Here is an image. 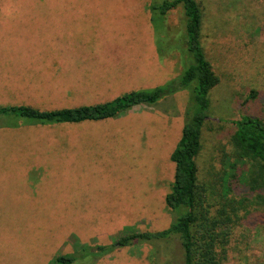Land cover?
<instances>
[{
	"label": "rangeland",
	"instance_id": "1",
	"mask_svg": "<svg viewBox=\"0 0 264 264\" xmlns=\"http://www.w3.org/2000/svg\"><path fill=\"white\" fill-rule=\"evenodd\" d=\"M161 1L0 0V106L74 108L177 79L183 71L175 50L180 45L162 38L159 28L155 35L150 21V5ZM196 2L203 14L204 53L219 82L209 93L201 130L194 212L216 220V232H222L217 264H264V190L254 182L260 183L264 171L260 176L255 164L238 161L231 140L234 122L244 115L264 125V0ZM23 10L83 11L79 33L86 17L98 19L103 31L45 41L38 35L45 29L22 23ZM166 24L181 40V7L167 14ZM159 47L169 57H160ZM62 54L90 58L88 68L101 74L111 58L123 65L110 66L118 68L105 79L112 87L72 90L73 95L23 87L39 74L40 65L32 61ZM132 56L142 64L141 73L125 65ZM190 106L191 92L182 90L101 122H18L5 128L0 121V264H53L57 255L75 254L81 246L91 249L73 264H182L175 238L97 258L90 252L122 235L165 230L175 219L165 205L174 176L170 155ZM48 139L68 143L51 146Z\"/></svg>",
	"mask_w": 264,
	"mask_h": 264
},
{
	"label": "trees",
	"instance_id": "2",
	"mask_svg": "<svg viewBox=\"0 0 264 264\" xmlns=\"http://www.w3.org/2000/svg\"><path fill=\"white\" fill-rule=\"evenodd\" d=\"M178 7H181L184 16L181 40L180 37H172L166 24L167 14ZM150 12L155 35L159 28L163 33L162 38L180 45L175 50L179 53L183 71L177 79L150 89L133 90L95 105L58 110H39L25 105L0 106V121H4L5 128H16L18 122L42 126L101 122L118 118L140 106H152L178 91L189 90L191 106L186 112L181 137L170 155L174 176L171 190L165 196L166 208L176 214L175 219L165 230L129 233L115 238L109 246H95L90 255L97 258L136 244L158 245L175 238L183 251L182 264H217L215 247L223 242L222 232H216V220L208 222L194 212L198 199L196 157L200 150L201 130L209 115V93L219 82L201 42L203 14L196 0H162L150 5ZM158 50L160 57H169L162 53V47ZM233 125L235 132L231 140L237 160L255 164L261 176L264 171L262 121L258 117L244 115ZM262 175L260 183L254 182L264 190ZM87 249L91 248L81 246L75 254L57 255L53 264H73Z\"/></svg>",
	"mask_w": 264,
	"mask_h": 264
},
{
	"label": "crops",
	"instance_id": "3",
	"mask_svg": "<svg viewBox=\"0 0 264 264\" xmlns=\"http://www.w3.org/2000/svg\"><path fill=\"white\" fill-rule=\"evenodd\" d=\"M83 11H64V10H39V11H28L23 10L24 20L22 23L24 25H39L41 28L45 29L38 33L39 37L45 41H57L64 40V42L71 41L78 38L80 34L85 35L87 31L96 32L101 35L103 31V26L100 25V21L95 18L84 19L82 24L86 28L82 30V33H79L80 22L77 17L82 18L79 15ZM39 14V15H37ZM36 16H39V19L33 20ZM29 18L27 20L25 18ZM91 28V29H88ZM149 35V31H148ZM152 43H148V47L152 48ZM130 49V47H128ZM32 61L31 64H38L40 67L37 68L39 74L37 77H32L28 80H24L26 84L23 85L24 88L30 89H45V90H65L70 92L72 90H89V89H100L104 87H112L111 81L107 76H112V73H117L118 68L110 66L123 65L122 62L110 59L106 70V74H101L100 71L95 69H90L86 63H90V58L85 57H74L72 55L62 54L57 57L50 56L44 57V60ZM129 66H134V69H131L135 74L142 72L140 62H136L134 56L130 64H125ZM26 66V65H25ZM125 70L128 68H124ZM44 71V72H43ZM110 72V73H109ZM130 72V71H129ZM137 90V89H134ZM133 91V90H132ZM130 92V91H129ZM127 93V92H125ZM124 94V93H123ZM121 94V95H123ZM70 95H73L71 93ZM118 95V96H121ZM117 96V97H118ZM104 103V102H103ZM99 104V103H98ZM95 105V104H91ZM64 109V108H62ZM58 110V109H52ZM86 123H95V122H86ZM83 124V123H81ZM62 125H79V124H62ZM47 145L55 146L57 144L63 143L67 145L68 142L58 141L57 139H48ZM59 156L58 153H55ZM55 155V156H56ZM67 154H63L62 157H67ZM72 158V156H70Z\"/></svg>",
	"mask_w": 264,
	"mask_h": 264
}]
</instances>
